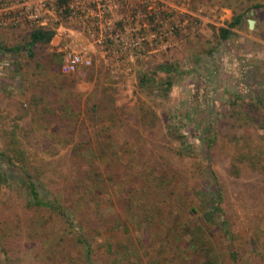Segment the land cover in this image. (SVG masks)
<instances>
[{"label": "rangeland", "instance_id": "374dc122", "mask_svg": "<svg viewBox=\"0 0 264 264\" xmlns=\"http://www.w3.org/2000/svg\"><path fill=\"white\" fill-rule=\"evenodd\" d=\"M240 2L5 0L8 18L21 14V21L0 27L1 47L23 46L37 29L53 37L33 47V57L23 48L0 54V152H7V133L18 124L24 154L2 166L0 264H83L62 219L27 204L26 175L73 209L89 238L132 248L141 264L165 263L152 242L175 249L159 230L161 219L175 217L170 210L182 202L203 214L197 192L218 189L238 260L228 258L217 225L205 228L212 243L203 249L217 257L215 264H264V176L245 165L237 174L230 169L237 153L264 158V9L245 13L229 40L218 37L234 13L256 1ZM71 51L91 64L63 73ZM170 64L180 76L170 77L163 97L166 75L158 66ZM143 75L151 78L145 86ZM43 90L47 111L29 104ZM205 129L215 140L209 151ZM80 138L89 144L77 143ZM86 165L88 177L81 173ZM118 222L128 229H115ZM103 250L93 252L95 264H103ZM182 250H175L180 258L188 255Z\"/></svg>", "mask_w": 264, "mask_h": 264}, {"label": "trees", "instance_id": "16d2710c", "mask_svg": "<svg viewBox=\"0 0 264 264\" xmlns=\"http://www.w3.org/2000/svg\"><path fill=\"white\" fill-rule=\"evenodd\" d=\"M255 1L256 2L250 7H247L246 10L240 12L239 14L234 13L232 21L228 23L226 28L218 29V37L221 41H227L234 35L232 30L241 26L245 13L252 10L264 9V2H261L260 0ZM240 3H243L239 4L242 7V5L247 3V0H242V2ZM226 6L229 7V5L227 4ZM240 6L237 7L238 10H240ZM52 37L53 32L51 31L43 29L33 30L29 34L28 41L23 46H14L12 48H4L0 46V54H8V52L9 54H18L19 51H21L23 48L29 57H33V47L37 45L49 44ZM158 70L166 75V79L164 81L165 88L162 90V96L165 97L166 94L170 91L171 86L173 85V80L170 77H172L173 75H179V70L171 64L167 66L159 65ZM150 82L151 78H149L148 75H143L140 79L141 86H145ZM48 96V92L43 90L38 95L31 96L29 104L35 109L40 108V106H42V110L47 111L48 102L45 101V99L48 98ZM26 114L27 113H25L24 115ZM234 114V111H232V113L226 116V118H232ZM18 129L19 125L16 124V126H14L8 131L7 136L9 138V143L7 147V152H0V179L4 176V170L2 169L3 163L6 162L10 164L13 162L14 159L19 160L24 155L23 152L18 148V145L20 144L16 133ZM205 131L206 132L203 133L205 141L204 147L205 150L209 151V149L213 147L215 140L213 137L209 136L208 129H205ZM179 137L182 138L180 135ZM96 139L98 138L96 137ZM77 143L88 145L89 138H80ZM239 165H245L246 167H250L254 170H257L264 176V158L262 156H259L258 154L251 153L250 151H247L245 153H237L232 158V162L230 165L231 172L237 174L239 172ZM83 168L85 169L81 171V173L83 174L82 176L88 177L90 175L89 170L91 169V167L86 165ZM152 178L156 180L154 183L156 184V182L158 181V176H152ZM80 186L81 188H86L84 182H82V185ZM24 189L27 204L29 206L34 208L47 209L51 213H54L55 215L60 217L62 221L68 226V229L70 230V233L72 235L73 244L79 249V258L81 262L83 261V264H95L92 260V255L94 251L100 249H104L102 252L103 257L101 258L103 264H141L140 262H138L140 261V259H137L135 261L133 260L132 248L120 246V244L111 243L108 240H104V243L103 240H101L103 243L102 244L99 240L89 238L84 231L85 229H87L88 225H80L76 222L74 210H68L65 206L59 204V202L55 199L46 196L43 192V188L39 185V182L37 183L36 181H34L30 175H26ZM202 194V192H197L196 199L200 200L199 202L202 207L203 214H199V212L197 210H194L193 208H188L187 210L186 205L180 202L179 208L174 213L170 210V216L174 215V218H170V221L166 223L164 222V219H161V228H159V230L165 233L166 242L169 240V237L170 239L172 237L171 242L175 245V249L172 246L171 248L167 246V248L163 251L161 249H158V242H152L150 249L151 251L153 250V252L156 251L158 261L162 257L165 259V263L159 262L160 264H191L189 262V260L191 259L194 264H198L197 261H200L201 258L205 259L202 264H215V259L216 262L218 261L217 257H211L207 255L205 249H203V247L212 243V238L210 235L206 234L205 228H211L214 225L220 227L218 228L221 232L220 243L224 244V246L226 247L225 250H227L228 258H230L233 263L237 262L238 254L234 250L233 237L230 230L226 226L227 223L225 222L221 208L222 196L220 190H215V193L213 195ZM178 212L183 213L185 215L183 216V218L185 217V219L188 220L185 221V219L177 217V215L179 214ZM98 218H100V214L98 215ZM217 220L219 221L217 222ZM149 221L151 220L148 219L143 222L148 223ZM118 223L119 224L114 225L115 229H124L125 231L128 229L126 224L120 222ZM96 235H101V233L97 230ZM178 246L182 248L184 252H187L188 255H183L181 258L179 257V255H176L175 250H177ZM113 252L119 255V257L113 254ZM173 257L180 259L181 261H176V259H174ZM155 261L152 262V264H155Z\"/></svg>", "mask_w": 264, "mask_h": 264}, {"label": "built area", "instance_id": "2783aa9c", "mask_svg": "<svg viewBox=\"0 0 264 264\" xmlns=\"http://www.w3.org/2000/svg\"><path fill=\"white\" fill-rule=\"evenodd\" d=\"M5 0H0V27L7 28L8 25H17L21 21V14L8 18V7L4 6ZM91 64L90 59L81 52H68L63 60L61 70L65 74L75 73L81 68L88 67Z\"/></svg>", "mask_w": 264, "mask_h": 264}, {"label": "water", "instance_id": "95a60500", "mask_svg": "<svg viewBox=\"0 0 264 264\" xmlns=\"http://www.w3.org/2000/svg\"><path fill=\"white\" fill-rule=\"evenodd\" d=\"M248 27H249V29L253 28V21H251V20L248 21Z\"/></svg>", "mask_w": 264, "mask_h": 264}]
</instances>
